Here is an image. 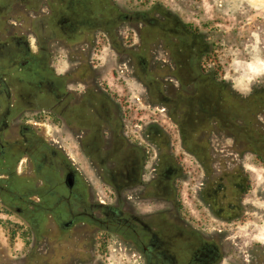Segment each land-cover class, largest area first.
Instances as JSON below:
<instances>
[{
	"label": "flooded vegetation",
	"instance_id": "1",
	"mask_svg": "<svg viewBox=\"0 0 264 264\" xmlns=\"http://www.w3.org/2000/svg\"><path fill=\"white\" fill-rule=\"evenodd\" d=\"M101 43L114 50L123 75L139 79L143 102L175 125L181 152L204 171L199 195L212 200L210 213L226 224L251 226L255 215L264 221V189L249 199L247 171L264 169V87L239 98L210 67L198 30L161 8L126 12L112 0H0V210L21 219L44 250L68 241L66 264L87 258L94 244L85 245V235L97 231L118 236L142 264H264V243L242 249L239 240L234 253L223 243L228 229L207 233L181 211L184 173L174 137L166 134L162 144L164 134L150 127L127 129L128 101L102 79ZM53 45L64 50L62 70ZM33 122L74 142L111 189L112 203L92 198L66 143L54 133L46 140ZM132 200L169 207L141 213Z\"/></svg>",
	"mask_w": 264,
	"mask_h": 264
},
{
	"label": "rangeland",
	"instance_id": "2",
	"mask_svg": "<svg viewBox=\"0 0 264 264\" xmlns=\"http://www.w3.org/2000/svg\"><path fill=\"white\" fill-rule=\"evenodd\" d=\"M112 2L126 12L134 10L150 12L153 7H158L180 23H186L198 30L210 47V67L218 70L222 82L239 98H250L254 90L264 87V1L112 0ZM52 47L56 49L54 50L55 66L62 70L66 66L64 50L59 49V45ZM99 47L98 61L102 69H105L103 81L112 91L124 96L128 101L126 109L130 120L127 121V129L131 127L133 133L138 126L143 129L150 127V132L154 131L158 136H160L158 133L164 134L158 137L162 144L168 141L165 139L166 134L174 137L171 139L172 146L176 154L180 153L184 173L178 181L180 203L183 207L181 211L186 215L191 214L195 219H200L201 226L208 228L207 233L228 229L229 239L224 240L223 243L230 245L226 244L234 253L238 251L234 244L239 240L245 243L242 249L258 241L264 243V221H260L258 215L253 216L251 226H247V223L240 226L235 222L230 223L231 219H228L229 223L226 224V220L210 213L206 205L211 204L214 207L212 200L203 203L199 195L200 188L205 184L204 171L192 156L181 152L177 144L176 127L171 119L161 111V107H151L143 102L145 93L139 79L133 74L123 75L120 72L114 50L107 43H101ZM32 125L46 140L52 138L54 133L55 141L60 145L66 143L68 157L75 166L79 167L83 177L88 181L92 198L112 203L111 189L99 178L93 168H90L88 161L77 152L71 139L65 138L59 128L58 132H54L50 125L38 122H33ZM137 130L139 131V128ZM250 158L251 155H246L245 169L249 165ZM152 163L153 155L148 165L151 167ZM247 171L251 174L253 190L249 199L256 201L264 189V169L253 167V169L248 168ZM258 202L259 205H263L261 199ZM131 203L133 208L141 213L149 210L162 211L169 207L165 202L132 200ZM24 227L25 223L21 219L12 214L7 215L4 209L0 210V264H66L68 262L70 259L68 241H59L61 244L49 252L37 244L31 235L24 232ZM241 227L244 229H240ZM91 240L94 247L90 252L85 253L87 258L78 264H142L139 253L124 249L121 239L114 234L97 231L92 236L85 235L84 244L88 246ZM232 259L236 260L235 257Z\"/></svg>",
	"mask_w": 264,
	"mask_h": 264
},
{
	"label": "bare ground",
	"instance_id": "3",
	"mask_svg": "<svg viewBox=\"0 0 264 264\" xmlns=\"http://www.w3.org/2000/svg\"><path fill=\"white\" fill-rule=\"evenodd\" d=\"M258 1H261V2H262V1H264V0H258Z\"/></svg>",
	"mask_w": 264,
	"mask_h": 264
}]
</instances>
